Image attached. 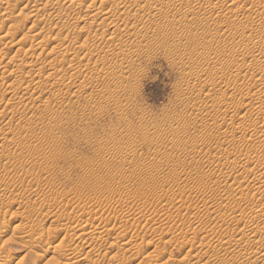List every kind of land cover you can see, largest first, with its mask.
I'll list each match as a JSON object with an SVG mask.
<instances>
[{
  "label": "rangeland",
  "instance_id": "rangeland-1",
  "mask_svg": "<svg viewBox=\"0 0 264 264\" xmlns=\"http://www.w3.org/2000/svg\"><path fill=\"white\" fill-rule=\"evenodd\" d=\"M78 3L81 14L112 11L116 39L100 16L77 22L62 4L38 12L42 0H0V9L15 8L0 30V54L19 56L0 69V264H161L171 255L182 261L191 246L207 248V264H264V250L260 261L244 249L223 257L232 230L264 233V54L229 53L260 39L264 0H174L142 27L152 42L128 57L146 6ZM181 3L194 10L181 12ZM230 4L232 13L220 12ZM92 41L120 54L108 65L104 53L85 49ZM68 51L83 65L45 61ZM32 62L48 70L10 76ZM39 84L45 89L34 92ZM85 219L96 229H73Z\"/></svg>",
  "mask_w": 264,
  "mask_h": 264
},
{
  "label": "bare ground",
  "instance_id": "bare-ground-1",
  "mask_svg": "<svg viewBox=\"0 0 264 264\" xmlns=\"http://www.w3.org/2000/svg\"><path fill=\"white\" fill-rule=\"evenodd\" d=\"M42 1L44 2V5L37 8V11L38 12L47 10L48 5L51 4V5H54L55 7H57L58 9H62L61 6L64 5L66 9L71 10V11H74V15H75L74 18H75V20L77 22H79V20L80 21H86V20L98 21L99 16H100V21H101L100 24H99L100 27L103 28V29H105V30H107L108 32H110L109 37H108V40H111L112 41V39H116V37H117V34H116L115 30H114L115 29L114 26L117 24V20H115L113 18V15L111 13L112 11H109V12H107L105 14L92 13V12L89 13V14H85V13L81 14L80 12L77 13L75 11V7L77 6V4H79L78 3L79 0H66V1L64 0L65 1L64 4H62V0H42ZM121 1H125L126 3H128L131 6L132 5H135V4L145 5L146 6V9L144 10V14L134 24L133 32L130 34V39L132 40L133 45L130 46L128 49H126L125 52H124V55H126V57H128V56H130V55H132L134 53V50H133L134 46L141 45V44H144V43H150V42H152V39L150 37H147V36L142 35V33H141L142 27L145 26V25H147V24H153L154 21H155V18L158 17V16H161L162 13H163V10L167 6H170V4H172V2H174V0H121ZM202 3H204V4L212 3V0H202ZM248 5H249L250 8H252V5L251 4H248ZM206 6H209L210 7V4L209 5L207 4ZM88 7H89V9H93V7H95V2L89 1L88 2ZM117 7H119V5ZM179 7H180L179 10H181V12H187V11H193L194 10V8L192 7V5H188V4H184V3H181ZM233 7H235V5H233V4L225 5V6L222 7L223 10L221 8L220 12L222 11V13H224V14L225 13H228V14L229 13H232L233 12L232 11L233 10ZM13 10H15V8H12V7H6L4 9H0V30L2 29V26H3V23L4 22H6V21H9V22L10 21H13V19H14L13 15H12L13 14ZM209 13L212 16V13L210 12V9L209 10L207 9V12H205V14H204V18L210 17ZM182 15H183L182 13H176L174 15V17H173L172 22H175V21L179 20ZM242 18L245 19L246 17L244 16ZM245 21H246V19H245ZM247 21H248V19H247ZM175 23H177V22H175ZM245 24H247V23H245ZM245 28L250 31L254 27H251V23H248V25L245 26ZM187 32H191V29L189 28V29H187V31H184V30L182 31V33H187ZM258 32H259L258 34L260 36V39L258 41L251 42V43H248V44L244 45L245 47L243 49L242 48L241 49L240 48L231 49V51H229L230 56L232 58H236V57H240V56H245V52L246 51H249V52L253 53V59H258L262 54H264V44H263V42H264V28L262 27L260 31L258 30ZM6 38H9L10 41H8V42H11L12 41L11 37H6ZM261 43H262L263 46L261 45ZM85 46H86L85 49H88L90 51H95L96 53H99V54L104 53V56L106 57L105 63H108V65L111 64L113 62V60L120 54L119 51H118V49H116V48H109L106 51H103L102 50L103 47H102V45H101V43L99 41H92L91 43L90 42H87L85 44ZM252 48H255V49L252 50ZM259 49L262 52L260 51L259 53H256L255 51L256 50L259 51ZM5 55H7V56H5ZM5 55L0 54V69H3L8 63H12V62H15V61L17 63L19 61L18 54L15 55L16 57L14 55L11 56V57H9L10 55L8 56V54H6V53H5ZM7 57L9 59H7ZM75 57L78 60L77 61L78 64H80V63L83 62V61H81V59H79V55H75L74 56L72 54V52H69V51L68 52H65V53H62V54H59L57 56L51 55L48 58H46L45 61L50 60L51 62H53V61L56 62V61H60V60L64 59L65 61H67L69 63H72V65L75 66V64H77V62L75 61ZM73 61H75L76 63L73 62ZM42 64H44V63H39L38 64V63H33L32 62V63H29L28 65L27 64L26 65H18V69L12 70L10 76L17 77V76H20L21 73H22L21 75H23L25 73L28 76H32L35 72L36 73H40V74L41 73H44V72H46L48 70V66H47L46 63L44 65H42ZM80 65H83V64H80ZM121 65L122 64H119V65H116V66H112L113 67L112 70L114 71L116 69L118 71L119 69H122V66ZM77 67H75V68H77ZM107 69H109V68H107ZM4 72H6V71H4ZM59 77L63 81H65V80H67V79L70 78V76H69L68 73H62ZM263 77H264V75H263ZM51 78L53 79V77H51ZM52 79H48V80H52ZM54 79H56V78H54ZM220 80L222 81L223 78L221 77ZM54 81L56 82V80H54ZM40 88H44V86L41 85V84H39L35 88L34 92L36 90H37L36 92H38V89H40ZM41 90H40V93H41L40 95L42 96ZM9 91L10 92L11 91H13V92L14 91H17V94H18V90L16 89L15 84H11L10 85ZM5 96H6V94H5ZM233 111L236 112V113H239L240 112L239 108H237V107ZM182 126L183 125H179L177 129L182 128ZM177 131H179V130H176L175 129L172 132V135L173 134H176L175 132H177ZM2 135H3V138H6L7 137L6 133H3ZM188 143H193V142L190 139L188 141ZM258 194L264 196V184L261 186V190H258ZM263 216H264V214H263ZM83 218H82V220H83ZM263 219H264V217H263ZM85 220H86L85 221L86 222V226H82L79 223H77L73 227V229H75V230H76V228L78 230H83L84 229V230L87 231V233H89V232H91V231H93V230L96 229V226H94L93 224L89 223L88 219H85ZM179 221H181V219H179ZM66 226L68 228H72V226L69 225V224H66ZM45 227H47L49 229L48 226H45ZM80 228H83V229H80ZM40 230H41L40 233L43 234V232H45L46 229L42 225L40 227ZM11 232H12V228L11 227H7L2 232V234H3V236H7ZM199 233H200V229H195L190 234L191 235H194V236H198ZM85 235L86 234L84 233V236ZM57 238H58V236H56V235H52L51 236V240L52 241H56ZM83 239L84 240L86 239V241H84L85 242V248L86 249H89V251H88V256H89V255H91V254H93L95 252L94 246L92 247L93 241L89 237L88 238L87 237L84 238L82 236L80 238V240H83ZM226 243L228 245H230L229 247H231V249H230L231 251H228L227 250V252H225L226 254L224 253L223 257L225 259H228V260H234L235 259V256L232 255V253H233L232 252L233 251L232 248H234V249H244V250H247L248 251V256L250 258H254L255 261H260L261 260L260 254L264 250V233L259 238H255V235L250 234L249 229L242 230V231H240V230H232V233L230 234L229 239H227ZM205 249L207 250V248L205 246H201V250L200 251L197 249V247H194V246L184 247L181 250V254L183 256L182 261L171 255L164 262H162L161 264H185V263L188 264V263H191V262H193L195 264H207V262L210 259L209 256H211V255H208L207 256L206 253H208L207 252L208 250L206 251ZM203 251L206 252L205 255H204ZM201 252L203 254H201ZM218 256H219V254H218ZM218 256H216V257H218ZM220 258H221V256H220ZM73 259L80 261L83 258H82V256L80 254L75 253L74 256H73ZM2 261H4L5 264H10L11 263L7 259L2 260Z\"/></svg>",
  "mask_w": 264,
  "mask_h": 264
}]
</instances>
